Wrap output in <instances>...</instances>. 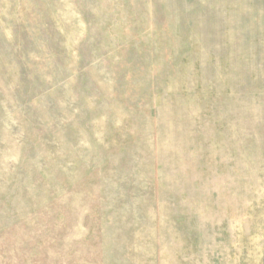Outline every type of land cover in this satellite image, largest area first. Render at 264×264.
<instances>
[{
	"label": "rangeland",
	"instance_id": "1",
	"mask_svg": "<svg viewBox=\"0 0 264 264\" xmlns=\"http://www.w3.org/2000/svg\"><path fill=\"white\" fill-rule=\"evenodd\" d=\"M0 264H264V0H0Z\"/></svg>",
	"mask_w": 264,
	"mask_h": 264
},
{
	"label": "trees",
	"instance_id": "2",
	"mask_svg": "<svg viewBox=\"0 0 264 264\" xmlns=\"http://www.w3.org/2000/svg\"><path fill=\"white\" fill-rule=\"evenodd\" d=\"M19 1V0H18ZM41 21L39 22V24H36V28L35 29H37V31L39 30L40 32H41V34H40V36H42V34H43V31H42V28H41ZM17 36H19L18 34H17ZM14 51L17 53V52H19V48L18 47H16L15 49H14ZM22 52V51H21ZM54 54H50V57L52 58V56H53ZM54 60L53 61H51V63H53V65H52V68H55L56 66H55V62H57L55 59L57 58V56L55 55L54 57Z\"/></svg>",
	"mask_w": 264,
	"mask_h": 264
}]
</instances>
